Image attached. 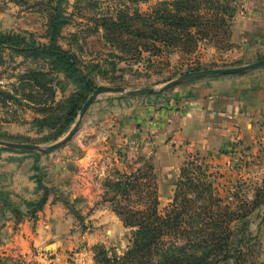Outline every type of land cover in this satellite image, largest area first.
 <instances>
[{"label": "rangeland", "instance_id": "374dc122", "mask_svg": "<svg viewBox=\"0 0 264 264\" xmlns=\"http://www.w3.org/2000/svg\"><path fill=\"white\" fill-rule=\"evenodd\" d=\"M176 2L195 7L190 15L197 26L181 32L183 40L178 46L155 47L148 27L159 10L173 13ZM240 2L0 0V142L47 149L71 132L81 112H77L80 103L85 99V104L98 87L121 88L124 92L98 98L77 133L57 149L36 152L0 145V159L22 171L29 170L36 197L4 201V209L9 211L0 213V223L11 215L15 226L22 224L21 231L28 221L27 230L36 239L29 254L0 256V264H51L56 256L60 258L57 264H95L96 250L102 247L111 256L124 255L130 247L131 229L124 227L114 212L117 204L110 200L116 192L112 184L119 181L118 173L130 176L151 165L159 187V211L164 213L173 200L180 168L177 174L169 167L163 169L154 153L142 152L140 126L133 120L148 117L147 102L163 103L174 90L196 81L163 91L182 75L236 68L264 59L244 62L228 56L229 51H243L242 45L232 41L233 19L229 17ZM221 19L226 23H219ZM132 29L144 32L139 46L132 41L136 39ZM203 34L208 37L201 40ZM53 36L60 48L76 58L91 89L86 88L80 73L68 76L64 62L34 51L47 49ZM122 36L126 42L120 40ZM191 36L194 40L187 41ZM134 51L142 52V56ZM154 51L162 53L153 56ZM142 89L156 92L132 93ZM68 112H77L75 120L66 115ZM87 148L91 149L89 162L77 165ZM223 155L204 160L207 174L197 164L186 166L189 178L194 183H211L222 206L232 210L243 207L247 214L232 224V249L250 246L254 259L264 263V129L252 147L240 145ZM45 190L46 204L53 197L61 207H50L52 223L39 224V213L46 204L40 210L35 206ZM17 228L11 227L9 234Z\"/></svg>", "mask_w": 264, "mask_h": 264}, {"label": "crops", "instance_id": "0c3cea01", "mask_svg": "<svg viewBox=\"0 0 264 264\" xmlns=\"http://www.w3.org/2000/svg\"><path fill=\"white\" fill-rule=\"evenodd\" d=\"M232 24V41L242 45L243 51H229L228 56L244 62L264 58V0H241ZM147 105L148 117L133 120L140 126L142 152L154 153L163 169L169 167L177 174L190 157L205 161L216 155L224 158L223 149L228 153L240 145L252 147L257 143L264 129L261 127L264 125V72L190 81L174 90L163 103L150 101ZM90 151L86 149L76 161L77 165L89 162ZM35 198V184L29 170L22 171L1 158L0 213L9 211L4 209L7 207L4 201ZM50 207L61 206L50 197L43 212L39 213V224L54 220ZM29 223L27 221L21 231L18 229L22 224L15 226L11 215L0 223L1 257L9 253L29 254L36 239L27 230ZM11 227L18 228L9 234ZM48 245L50 247L52 241ZM59 260L56 256L50 263L57 264Z\"/></svg>", "mask_w": 264, "mask_h": 264}, {"label": "trees", "instance_id": "16d2710c", "mask_svg": "<svg viewBox=\"0 0 264 264\" xmlns=\"http://www.w3.org/2000/svg\"><path fill=\"white\" fill-rule=\"evenodd\" d=\"M174 6L173 13L159 10V16L148 27L151 31L149 39L155 47L158 44L168 49L176 47L183 40L181 32H188L197 26L190 15L195 12V7L182 2H176ZM229 17L233 19L234 13ZM224 20L221 19L219 23L225 24ZM141 25L147 28L143 23ZM132 31L136 33V39L132 41L139 46L144 32L135 29ZM206 37L208 35L203 34L200 38L202 40ZM120 38L126 42L124 36ZM193 40L192 36L187 39ZM34 51L53 55L64 62L68 67V76L78 73L81 77L84 76L76 58L56 44L55 36L47 49L36 48ZM134 53L142 56L140 51ZM157 53L162 51H154L153 56ZM83 82L87 89H91L85 76ZM84 101L85 99L80 103L77 112L81 110ZM77 112H68L66 115L72 116L73 121ZM221 153L227 154V151L223 149ZM204 163V159L195 156L183 164L175 183L173 200L164 213L159 211L157 177L151 165L136 170L130 176L118 173L119 181L112 184L116 192L110 200L117 204L114 212L121 218L124 227L131 229L130 247L122 256H111L104 247L97 248L95 264H264L254 259V250L250 246L232 249L235 235L232 224L247 214L243 207L232 210L228 206H222L211 183L207 180L194 183L189 178L190 172L186 166L193 167L197 164L198 168L204 167L202 173L207 174L209 168ZM47 199L48 190H45L36 209L40 210ZM75 214L79 216L78 213Z\"/></svg>", "mask_w": 264, "mask_h": 264}, {"label": "water", "instance_id": "95a60500", "mask_svg": "<svg viewBox=\"0 0 264 264\" xmlns=\"http://www.w3.org/2000/svg\"><path fill=\"white\" fill-rule=\"evenodd\" d=\"M264 69V59L260 60L256 63L246 65V66H240L236 68H229V69H214V70H203V71H197V72H192L188 73L185 75H182L179 77L177 80L172 81L168 83L164 88V90H168L172 87L178 86L184 82L190 81V80H200V79H206V78H212V77H218V76H235V75H242L251 71L255 70H260ZM156 90L154 89H142L139 91H135L132 93L136 94H154ZM106 93H114V94H124L123 90L121 88H112V87H98L92 95L88 98V100L85 102L83 105L79 118L74 126V128L71 130V132L63 138L61 141L58 143L48 147L47 149H43L42 147H39L37 145H30V144H19V143H4L0 142L1 146L10 148V149H15V150H29V151H36V152H41V151H50L57 149L64 144H66L68 141L72 139V137L77 133L79 130V127L82 124V120L87 113L89 107L100 97L105 95Z\"/></svg>", "mask_w": 264, "mask_h": 264}]
</instances>
